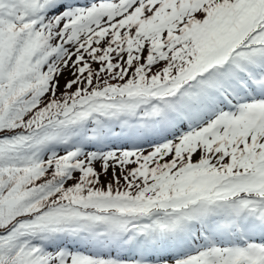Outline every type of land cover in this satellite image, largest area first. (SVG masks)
<instances>
[{"label":"snow or ice","instance_id":"obj_1","mask_svg":"<svg viewBox=\"0 0 264 264\" xmlns=\"http://www.w3.org/2000/svg\"><path fill=\"white\" fill-rule=\"evenodd\" d=\"M0 264H264V0H0Z\"/></svg>","mask_w":264,"mask_h":264}]
</instances>
